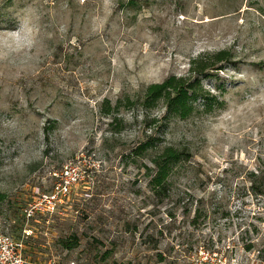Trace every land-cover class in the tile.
Masks as SVG:
<instances>
[{"label": "rangeland", "instance_id": "1", "mask_svg": "<svg viewBox=\"0 0 264 264\" xmlns=\"http://www.w3.org/2000/svg\"><path fill=\"white\" fill-rule=\"evenodd\" d=\"M221 49L211 111L140 104ZM147 139L190 151L161 196ZM69 163L83 178L25 264H264V0H0V231Z\"/></svg>", "mask_w": 264, "mask_h": 264}, {"label": "trees", "instance_id": "2", "mask_svg": "<svg viewBox=\"0 0 264 264\" xmlns=\"http://www.w3.org/2000/svg\"><path fill=\"white\" fill-rule=\"evenodd\" d=\"M232 54L228 49H221L212 53L201 55L193 59L186 75H170L161 82H154L145 88L140 104L143 107H152L159 100H163L167 112L180 118L189 117L196 109V102L204 100V111L212 110L213 104L218 103L214 95L205 90L201 84L202 76L213 68H218L222 62L228 61ZM129 104H135L134 99H127ZM109 114L110 105L105 110ZM153 140L142 141L135 147V154L141 155L150 148L154 149L152 162L155 169L150 175V185L156 195H164L169 190V177L178 162L189 158L190 151L187 147H176L166 144L160 147ZM0 192V201L4 199Z\"/></svg>", "mask_w": 264, "mask_h": 264}, {"label": "built area", "instance_id": "3", "mask_svg": "<svg viewBox=\"0 0 264 264\" xmlns=\"http://www.w3.org/2000/svg\"><path fill=\"white\" fill-rule=\"evenodd\" d=\"M54 175L56 180L52 187L48 190L35 189L23 206L22 233L14 236L9 232L0 231V264L26 263V241L33 232L31 222L39 216L63 215L74 185L83 178L79 167L71 163L65 164ZM72 264H74L73 261Z\"/></svg>", "mask_w": 264, "mask_h": 264}]
</instances>
